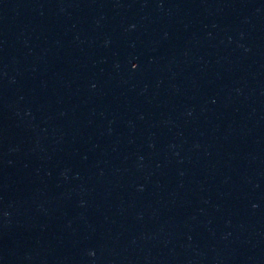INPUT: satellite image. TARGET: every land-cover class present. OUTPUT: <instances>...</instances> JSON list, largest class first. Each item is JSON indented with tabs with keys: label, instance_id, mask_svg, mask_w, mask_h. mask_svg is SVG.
<instances>
[{
	"label": "water",
	"instance_id": "obj_1",
	"mask_svg": "<svg viewBox=\"0 0 264 264\" xmlns=\"http://www.w3.org/2000/svg\"><path fill=\"white\" fill-rule=\"evenodd\" d=\"M0 264H264V0H0Z\"/></svg>",
	"mask_w": 264,
	"mask_h": 264
},
{
	"label": "snow or ice",
	"instance_id": "obj_2",
	"mask_svg": "<svg viewBox=\"0 0 264 264\" xmlns=\"http://www.w3.org/2000/svg\"><path fill=\"white\" fill-rule=\"evenodd\" d=\"M133 67H136V65L134 64Z\"/></svg>",
	"mask_w": 264,
	"mask_h": 264
}]
</instances>
